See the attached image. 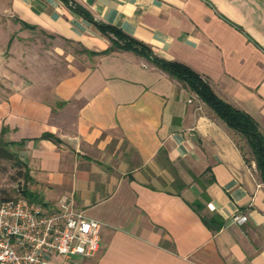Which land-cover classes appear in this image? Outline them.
<instances>
[{
  "label": "crops",
  "instance_id": "obj_1",
  "mask_svg": "<svg viewBox=\"0 0 264 264\" xmlns=\"http://www.w3.org/2000/svg\"><path fill=\"white\" fill-rule=\"evenodd\" d=\"M73 1L201 75L264 134V0ZM0 11L18 31L7 47L40 32L110 49L49 87L21 82L0 99L2 138L22 142L8 147L28 188L100 223L94 255L51 253L48 264H264V180L203 101L145 57L111 48L61 0H0Z\"/></svg>",
  "mask_w": 264,
  "mask_h": 264
},
{
  "label": "built area",
  "instance_id": "obj_2",
  "mask_svg": "<svg viewBox=\"0 0 264 264\" xmlns=\"http://www.w3.org/2000/svg\"><path fill=\"white\" fill-rule=\"evenodd\" d=\"M99 227L68 198L57 204L27 202L20 194L0 200V264H48L51 253L91 257L100 249Z\"/></svg>",
  "mask_w": 264,
  "mask_h": 264
},
{
  "label": "trees",
  "instance_id": "obj_3",
  "mask_svg": "<svg viewBox=\"0 0 264 264\" xmlns=\"http://www.w3.org/2000/svg\"><path fill=\"white\" fill-rule=\"evenodd\" d=\"M63 3L68 4L73 11L80 17L85 18L97 26L98 30L108 38L111 48H117L120 50H128L135 53L138 56H143L148 59L153 65L159 67L162 71L170 74L176 80L185 84L188 89L195 94L197 98L203 101L211 111L227 126H229L241 139L242 145L238 143L240 152L246 157L250 155L255 163L260 177L264 180V134H262L258 125L253 119L244 111H240L233 107L230 103H226L222 99L216 96L209 83L198 73L190 69L185 64H181L172 60H165L159 57L153 56L151 50L143 43L138 42L126 34H123L120 30H117L113 26H106L98 24L93 20L88 11L83 7L75 3L73 0H61ZM29 29H33L27 24L23 26ZM82 51L89 55H97L106 53L102 51L100 53H94L86 48H82ZM5 132V128H1L0 134V163L2 161L12 163L14 169H16L15 179L23 181L21 189H17V194L23 196L27 202L37 201L41 202L38 195L28 188L31 179L28 175L27 167L23 161L20 160L17 153L13 152L9 145H20L22 142L9 143L4 141L2 135ZM42 138H49L55 142L57 139L49 133H44ZM13 196L7 190H0V200L11 199ZM42 203V202H41ZM210 225V222H207ZM211 226V225H210Z\"/></svg>",
  "mask_w": 264,
  "mask_h": 264
},
{
  "label": "rangeland",
  "instance_id": "obj_4",
  "mask_svg": "<svg viewBox=\"0 0 264 264\" xmlns=\"http://www.w3.org/2000/svg\"><path fill=\"white\" fill-rule=\"evenodd\" d=\"M17 32L9 17L0 11V99L11 94L21 82L46 83L45 87H49L72 70H82L92 60L93 55L81 47L48 39L40 32H29L30 37L25 36L19 44L14 40L7 47L8 38L12 34L16 37ZM15 173L12 163H0V190H7L13 197L17 196L16 188L21 189L23 184L22 180L15 179Z\"/></svg>",
  "mask_w": 264,
  "mask_h": 264
},
{
  "label": "water",
  "instance_id": "obj_5",
  "mask_svg": "<svg viewBox=\"0 0 264 264\" xmlns=\"http://www.w3.org/2000/svg\"><path fill=\"white\" fill-rule=\"evenodd\" d=\"M93 0H86V2L91 5Z\"/></svg>",
  "mask_w": 264,
  "mask_h": 264
}]
</instances>
